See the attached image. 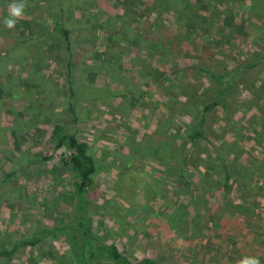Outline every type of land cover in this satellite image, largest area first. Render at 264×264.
<instances>
[{
  "label": "rangeland",
  "instance_id": "1",
  "mask_svg": "<svg viewBox=\"0 0 264 264\" xmlns=\"http://www.w3.org/2000/svg\"><path fill=\"white\" fill-rule=\"evenodd\" d=\"M165 1L23 0L9 29L0 0V51L21 46L0 53V264H79L60 230L79 197L56 124L95 157L99 240L158 264H264V0H185L179 14L173 0L158 15ZM199 67L227 76L207 112L222 84Z\"/></svg>",
  "mask_w": 264,
  "mask_h": 264
},
{
  "label": "trees",
  "instance_id": "2",
  "mask_svg": "<svg viewBox=\"0 0 264 264\" xmlns=\"http://www.w3.org/2000/svg\"><path fill=\"white\" fill-rule=\"evenodd\" d=\"M213 6H218L219 3L224 0H211ZM173 0H166L163 2L162 8H160L157 13L161 15L167 11H171V3ZM185 4V0H180V6L176 11V13H180V8L183 10ZM108 29V28H107ZM62 33V39L67 44V48L71 49V29L65 26L60 28ZM111 35H114L113 32H110ZM125 34L126 32L123 31ZM25 41H28L25 39ZM10 49L7 51H0L4 55H9L10 51L15 48L21 47L20 41L15 40L10 45ZM2 55V54H0ZM259 63L256 61H251L249 64H246L244 67L242 64L237 65L231 72H238L240 70H249L256 67ZM198 66H193L196 68ZM201 70L207 72L216 80H220L222 86L227 82L226 75L218 74L213 71H209L207 68L199 67ZM224 80V81H223ZM219 90L220 97L214 99L211 102L205 103L204 112L213 109L214 107L221 104L222 96L225 95V86H223ZM71 94L74 95L75 91L71 87ZM223 96V97H224ZM70 111L73 114V120L77 121V111L74 104L70 105ZM191 142H195L198 138L205 139L206 135L203 131L195 130L188 134ZM52 138L55 141V146L57 148L67 147L71 150V154L69 158L63 159L67 165L72 167V170L75 175V190L77 196L79 197V202L77 206V215L76 220L72 224L73 231H67V226H62L60 230H64L65 234L71 237L69 238V246L71 253L74 254L79 264H96L100 263L101 257L110 259L115 264H158V261L153 258H143L141 260L132 259L128 254L122 252L119 246L115 243H110L106 240H99L98 236L95 235L92 231V221L88 216V199L87 196L91 190V187L94 183V174L97 172V165L94 155L89 151V144L87 141L81 140L76 133L69 132L65 130L64 126L61 124H56L52 130ZM230 177V176H229ZM228 177V178H229ZM227 186V185H226ZM70 227V226H69ZM60 230L53 228L49 230V233H60ZM63 233V232H62ZM61 233V234H62ZM43 235H46L45 233ZM36 238H31L26 240L24 244H36ZM78 243V244H77ZM76 244V245H75ZM18 245H15L11 250H4L1 254H4L7 258H11V255L16 252ZM76 247V248H75Z\"/></svg>",
  "mask_w": 264,
  "mask_h": 264
},
{
  "label": "clouds",
  "instance_id": "3",
  "mask_svg": "<svg viewBox=\"0 0 264 264\" xmlns=\"http://www.w3.org/2000/svg\"><path fill=\"white\" fill-rule=\"evenodd\" d=\"M24 8L23 0H13V3L9 5V14L3 21L4 25L9 29L14 28L19 18L23 15ZM239 264H260V260L254 256H246L239 261Z\"/></svg>",
  "mask_w": 264,
  "mask_h": 264
}]
</instances>
